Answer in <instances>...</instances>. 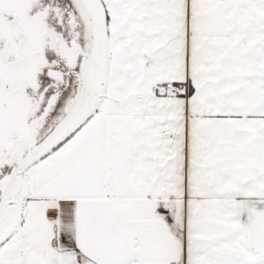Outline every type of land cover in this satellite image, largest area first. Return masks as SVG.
I'll use <instances>...</instances> for the list:
<instances>
[{
  "label": "snow or ice",
  "instance_id": "snow-or-ice-1",
  "mask_svg": "<svg viewBox=\"0 0 264 264\" xmlns=\"http://www.w3.org/2000/svg\"><path fill=\"white\" fill-rule=\"evenodd\" d=\"M0 264H264V0H0Z\"/></svg>",
  "mask_w": 264,
  "mask_h": 264
}]
</instances>
